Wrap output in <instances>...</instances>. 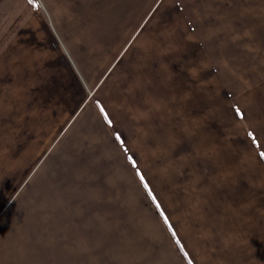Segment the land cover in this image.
<instances>
[{
  "label": "crops",
  "instance_id": "crops-1",
  "mask_svg": "<svg viewBox=\"0 0 264 264\" xmlns=\"http://www.w3.org/2000/svg\"><path fill=\"white\" fill-rule=\"evenodd\" d=\"M13 1L0 209L40 169L0 264H264V0H98L71 29Z\"/></svg>",
  "mask_w": 264,
  "mask_h": 264
},
{
  "label": "rangeland",
  "instance_id": "rangeland-1",
  "mask_svg": "<svg viewBox=\"0 0 264 264\" xmlns=\"http://www.w3.org/2000/svg\"><path fill=\"white\" fill-rule=\"evenodd\" d=\"M18 2L22 0H14L11 5H18ZM111 2V0H110ZM24 3V4H22ZM21 4L25 7L26 13L31 10L34 6L38 5L43 9V13L47 15L49 21L53 25H63L72 27H80L82 24V11L83 9H89L91 15L89 16L92 21L93 9L98 8V0H24ZM100 3V1H99ZM5 5V4H4ZM0 3V6H4ZM72 8L75 15L71 16L69 13L62 11L61 18L57 15L59 9H69ZM3 11H0V23L3 18ZM80 13V14H77ZM1 38V37H0ZM1 41V40H0ZM16 162L18 160H11ZM23 162V161H22ZM32 160H25V170L26 174L19 176V182H17V175L11 174L10 178V198L9 201L2 206L0 209V218H33L34 215V201L37 198V192L35 191V185L39 179V169L38 165L36 169H31ZM16 164V163H13ZM11 163V166L13 165ZM17 177V178H16ZM59 230L64 232L63 228L59 226ZM65 236V235H63ZM65 254L59 256V263H65ZM88 264H97L96 255L90 254V259Z\"/></svg>",
  "mask_w": 264,
  "mask_h": 264
},
{
  "label": "snow or ice",
  "instance_id": "snow-or-ice-1",
  "mask_svg": "<svg viewBox=\"0 0 264 264\" xmlns=\"http://www.w3.org/2000/svg\"><path fill=\"white\" fill-rule=\"evenodd\" d=\"M261 155H262V157H264V153H262Z\"/></svg>",
  "mask_w": 264,
  "mask_h": 264
}]
</instances>
